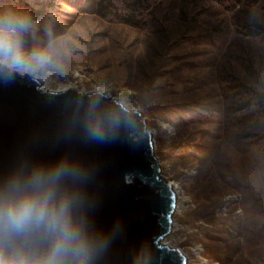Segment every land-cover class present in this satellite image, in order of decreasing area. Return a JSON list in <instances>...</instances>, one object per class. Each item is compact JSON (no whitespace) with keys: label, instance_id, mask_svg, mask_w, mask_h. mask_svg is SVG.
I'll list each match as a JSON object with an SVG mask.
<instances>
[{"label":"rangeland","instance_id":"obj_1","mask_svg":"<svg viewBox=\"0 0 264 264\" xmlns=\"http://www.w3.org/2000/svg\"><path fill=\"white\" fill-rule=\"evenodd\" d=\"M54 40V89L143 112L189 200L165 242L191 264H264V0H0ZM51 30V36L47 30ZM69 86V87H70Z\"/></svg>","mask_w":264,"mask_h":264},{"label":"water","instance_id":"obj_2","mask_svg":"<svg viewBox=\"0 0 264 264\" xmlns=\"http://www.w3.org/2000/svg\"><path fill=\"white\" fill-rule=\"evenodd\" d=\"M98 127L103 142L90 138ZM138 109L100 90H46L36 77L0 82V177L24 163L67 159L88 173L90 218L109 241L95 264H187L163 239L177 191L161 174L155 138Z\"/></svg>","mask_w":264,"mask_h":264},{"label":"clouds","instance_id":"obj_3","mask_svg":"<svg viewBox=\"0 0 264 264\" xmlns=\"http://www.w3.org/2000/svg\"><path fill=\"white\" fill-rule=\"evenodd\" d=\"M36 31L30 15L0 10V82L32 78L54 63V40L28 46ZM89 135L96 142L107 136L98 127ZM88 182V173L67 159L24 163L0 177V264H95L109 241L90 218Z\"/></svg>","mask_w":264,"mask_h":264},{"label":"bare ground","instance_id":"obj_4","mask_svg":"<svg viewBox=\"0 0 264 264\" xmlns=\"http://www.w3.org/2000/svg\"><path fill=\"white\" fill-rule=\"evenodd\" d=\"M42 72H43L42 69L38 70L34 77H36L38 80L41 81V84H42L44 89H46V90H63V89L68 88L70 86V85L68 86V85H63L62 84L59 88L54 89L52 87V82H53V79H54L53 78V73L52 72L42 73ZM159 162H160V167H161V170H162V167L164 166V163H163V161L162 162L159 161ZM166 178L169 181V183L172 184L173 188L177 191V194H178V197H179V205H178V207H177V209L175 211V215L176 214H181L185 210V202L188 201L190 197L186 196L185 192L183 191L182 186L180 185V183L177 180L171 179V177H166ZM177 230H178V228L176 227V224H175L174 227H173L172 232L169 235L174 234ZM165 238L163 239V241L165 240ZM166 244H168V243H166ZM185 253L188 256L187 264L193 263L194 260L190 256V254L187 253V252H185Z\"/></svg>","mask_w":264,"mask_h":264}]
</instances>
